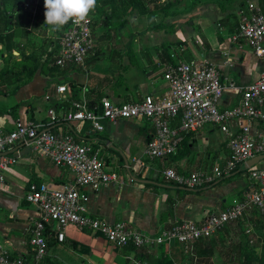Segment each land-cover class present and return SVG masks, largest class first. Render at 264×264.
I'll return each instance as SVG.
<instances>
[{
    "label": "crops",
    "instance_id": "crops-1",
    "mask_svg": "<svg viewBox=\"0 0 264 264\" xmlns=\"http://www.w3.org/2000/svg\"><path fill=\"white\" fill-rule=\"evenodd\" d=\"M172 2L146 0V13L141 14L135 9L127 22L128 16L114 18L117 27L112 33L116 38L112 43L114 46L109 48L103 37L111 36V32L98 33L95 29V45L84 65L54 68L52 73L38 70L25 83L15 79L4 84L0 82V130L14 129L18 119L32 120L42 123L53 133H76L79 140L94 142L107 167L117 171L121 181L106 184L98 190L80 188L81 193L89 197L83 203L85 213L111 223L123 221L154 234L181 221H198L225 210L254 189L250 171L234 173L225 181L194 189L175 185L164 176L167 168L189 173L223 165L231 155L228 136L214 125H205L184 137L177 154L151 159L146 150L154 129L145 120L120 119L107 122L102 132L78 133L75 125L60 116L73 101L84 95L97 96L98 92L116 102L138 100L149 93L162 95L169 89L164 76L166 68L178 61H215L222 73L238 86L254 82L264 72V56L257 57L248 45L231 40L240 16L249 12V3L261 5L264 0H245L244 3L241 0H183L178 7L172 6ZM99 4L100 8L96 3L91 11L92 17L96 21L107 20L108 15L103 12L110 15L111 5L106 0ZM45 11L40 12L41 17L45 16ZM41 30L45 31L32 28L20 39L25 43V38H32L39 45L43 44L47 34L52 50L58 44L59 34L50 28L40 34ZM109 50L113 57L109 56ZM14 52L20 54L17 50ZM62 84L68 87L63 95L58 93V86ZM239 100L240 95L228 91L221 108L232 107ZM17 104L21 106L15 117L13 107ZM246 122L244 119L233 120L229 128L238 131ZM252 132H264V118L253 122ZM6 153L16 155L18 163L6 171V181L0 184V244L12 254L24 255L30 250L31 229L40 216L39 207L25 199L29 183L60 187L73 180L74 173L38 154L32 144L19 143ZM229 228L227 232L230 233ZM229 238L231 236L226 233L208 237L204 243L198 241L191 252L184 249L183 254L172 251L177 243L141 250L132 245L116 249L104 237L71 226L65 241L61 242L55 236L50 238L43 264H153L162 253L175 259L176 264H188L190 253L195 258L191 261L196 264L198 260L221 259L225 253L218 254L221 256L215 253ZM139 251L142 254L139 255Z\"/></svg>",
    "mask_w": 264,
    "mask_h": 264
},
{
    "label": "built area",
    "instance_id": "built-area-1",
    "mask_svg": "<svg viewBox=\"0 0 264 264\" xmlns=\"http://www.w3.org/2000/svg\"><path fill=\"white\" fill-rule=\"evenodd\" d=\"M40 1L29 0L25 7H33L36 13ZM248 8L249 12L240 16L231 40L248 45L257 57L262 58L264 10L260 4L253 2ZM59 31L58 44L52 48L56 50L52 65L58 68L84 65L95 45L91 11L84 21H69ZM164 76L169 82V89L162 95L149 93L129 102H116L104 96L94 106L84 95L73 101L60 118L75 125L78 133L89 130L99 133L105 130L107 122L120 119L145 120L154 129L146 150L151 159L177 154L184 137L205 125L218 127L228 136L231 151L223 165L189 173L173 168L164 170L168 181L191 189L213 184L238 168H245L250 159L264 154V132H252L253 122L264 118V72L254 82L238 86L222 73L215 61L191 59L169 64ZM67 91L66 84L58 86L59 94ZM228 91L240 95V100L232 107L221 108L222 99ZM243 119L247 122L240 130H230L231 121ZM76 135L56 134L40 122L22 119L15 122L14 129L0 130V153H6L19 143L32 144L38 154L49 157L55 165L67 167L74 173V179L60 187L29 183L25 199L40 209V216L31 229L30 250L24 255L12 254L0 244V264H40L47 256L50 238L55 236L59 241H65L71 226L104 237L116 249L130 245L144 249L180 243L187 252H191L198 241L214 236L228 224L249 215L251 209H257L264 216V167L258 166L249 169L254 189L244 199L204 219L184 220L156 234L133 228L123 221L111 223L89 215L85 213L83 204L89 197L82 194L80 188L98 190L121 180L117 171L107 167L94 142L79 140ZM17 163L16 155H0V184L6 181V171Z\"/></svg>",
    "mask_w": 264,
    "mask_h": 264
},
{
    "label": "trees",
    "instance_id": "trees-1",
    "mask_svg": "<svg viewBox=\"0 0 264 264\" xmlns=\"http://www.w3.org/2000/svg\"><path fill=\"white\" fill-rule=\"evenodd\" d=\"M28 1L29 0H0V21H3L6 25L5 32L0 35V42L3 45L0 55V59H1L0 65H2V68L0 69V82L3 84L13 79L25 83L28 80H30L38 70L52 73L51 66L54 61L53 56L56 50L52 49L51 51L49 49L50 46L47 47L45 52H42V49H40L39 47H36L34 50L30 51L29 53H27V50L24 51L22 50L24 49V47H26L27 42L22 43L20 38L26 37L29 34L28 32H30V30L33 28L35 21L38 18H40V12L45 9L44 0H41L37 12L34 13L33 7L30 8L25 7V3ZM145 1L146 0H106L107 4L111 5L112 13L109 15L108 13L103 12V14H105V16L108 15L107 18L108 21H113L114 18L121 19L124 16H129L133 14V11L135 9H137L141 14H144L147 12V6ZM244 1L245 0H241V3H244ZM177 2L178 0L173 1L172 5L173 6L176 5ZM96 3L98 4V8H100L101 5L99 3H101V0H97ZM19 4H22L21 15H17L19 11H15L16 7ZM161 6L162 8H165L164 5ZM261 7L264 10L263 3H261ZM22 18L25 20V23L23 25L24 27L20 25V23L18 22ZM104 21H106V19H104ZM125 21L127 22V19ZM66 25H64L63 27H65ZM57 31L60 32L59 30ZM14 50L20 52L19 58L15 56ZM38 51H40V53H38ZM104 96L105 95L103 92H98L97 96L92 97V95L91 96L87 95V98L89 100L90 105L94 106ZM20 106L21 104H17L13 107L15 117L18 116L17 112ZM245 170L250 171L249 169L238 168L236 171L232 172L229 175L223 176L221 179L217 180L216 182L225 181L230 177H232L234 173H242ZM254 211L257 216L256 221L262 223L264 216L261 215L257 209H254ZM237 222H232V223H237ZM202 240H203L202 243H204V240H206V238ZM179 244L177 243L175 247L172 249V251L180 252L183 254L184 247L181 246L182 244L181 245ZM138 254L139 255L142 254V251H139ZM189 255L190 258H188V260L190 259L194 260V256L191 255L190 253L188 254V256ZM43 261H41L40 264H43ZM259 262H260L259 264H264V257H261L259 259ZM153 264H176V260L170 257L169 255H166V253H162L159 258L153 261Z\"/></svg>",
    "mask_w": 264,
    "mask_h": 264
},
{
    "label": "rangeland",
    "instance_id": "rangeland-1",
    "mask_svg": "<svg viewBox=\"0 0 264 264\" xmlns=\"http://www.w3.org/2000/svg\"><path fill=\"white\" fill-rule=\"evenodd\" d=\"M171 1H176V0H171ZM183 0H178L177 4L174 6H180L181 2ZM173 6V5H172ZM21 10H22V4H19L16 7L15 11H19L17 13V15H21ZM45 16H40V18H38L34 25H33V29H35V31H39V29H44L45 31L50 28L47 24H45ZM131 15H129L127 17V20L129 21V19H131ZM44 18V19H43ZM41 19V20H40ZM17 20V18H16ZM15 20V21H16ZM0 35L2 33L5 32V23L3 21H0ZM20 23V25H24L25 20L22 18L20 19V21H18ZM126 22V21H125ZM24 27V26H23ZM93 27L94 30L96 29L98 33H100L103 30H106L107 34L109 32H111V36L109 35H104L103 40L105 41V44L108 46V48L110 46H114L113 40L116 38L114 36V34L112 33V29L116 28L117 25H115V22L113 21H104V20H97L95 18H93ZM135 27H137V25H135ZM177 29V28H176ZM41 30L40 34H45L46 32ZM31 32V31H30ZM28 32V33H30ZM58 33L57 31H54V33ZM47 35V34H46ZM43 37L45 38V40H42L43 44H37L36 41H33L32 38H25L27 45L26 47H24V50L27 51H32L34 50L37 45L40 49H42V52H45L48 45L50 46V44H52L51 39H48L47 37ZM42 38V39H43ZM23 43V41H22ZM49 43V44H48ZM94 48V47H93ZM1 51L2 49H0V55H1ZM92 51V50H91ZM110 52V50H109ZM16 57H20L17 53H15ZM116 55V54H115ZM109 56L113 57V53H109ZM1 60V59H0ZM52 69H58V67L56 66H51ZM2 68V65H0V69ZM130 100V98H129ZM125 99H122L120 102H124ZM127 101V100H126ZM7 102V101H6ZM14 114V113H13ZM260 165H264V160L260 161L256 166H260ZM245 172H248V170H245ZM251 212L249 213V216H245L243 219H240L237 223H230L228 224L225 228L221 229L220 231H218V233L215 234V236L217 234L220 233H226L227 235L231 236V238H229L226 242V244L224 246H222L217 253H215V255L217 256H221L218 255L219 253L223 252L225 254H222V258L221 259H217V260H210V261H205L203 260H198L196 264H259V259L261 257H264V219L261 222H257L256 221V214L254 209L250 210ZM230 227V228H229ZM229 228V232L228 231ZM204 253V252H203ZM212 255V256H215ZM195 259V258H194ZM211 259V258H210ZM194 261V260H193ZM193 261L188 260V264H193ZM45 264H55L53 262L48 263L46 262ZM195 264V263H194Z\"/></svg>",
    "mask_w": 264,
    "mask_h": 264
},
{
    "label": "clouds",
    "instance_id": "clouds-1",
    "mask_svg": "<svg viewBox=\"0 0 264 264\" xmlns=\"http://www.w3.org/2000/svg\"><path fill=\"white\" fill-rule=\"evenodd\" d=\"M97 0H44L45 24L57 31L69 21H84L96 5Z\"/></svg>",
    "mask_w": 264,
    "mask_h": 264
},
{
    "label": "water",
    "instance_id": "water-1",
    "mask_svg": "<svg viewBox=\"0 0 264 264\" xmlns=\"http://www.w3.org/2000/svg\"><path fill=\"white\" fill-rule=\"evenodd\" d=\"M10 152H12V151H10ZM2 154H6V153H0V155H2ZM262 160H264V154L258 155L256 157L250 159L249 161H247L245 168L250 169V168L256 166Z\"/></svg>",
    "mask_w": 264,
    "mask_h": 264
}]
</instances>
